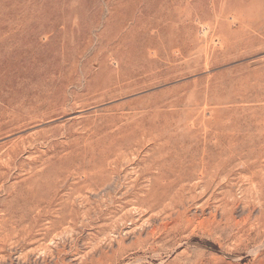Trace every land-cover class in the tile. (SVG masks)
Wrapping results in <instances>:
<instances>
[{"label":"rangeland","instance_id":"obj_1","mask_svg":"<svg viewBox=\"0 0 264 264\" xmlns=\"http://www.w3.org/2000/svg\"><path fill=\"white\" fill-rule=\"evenodd\" d=\"M0 264H264V0H0Z\"/></svg>","mask_w":264,"mask_h":264},{"label":"bare ground","instance_id":"obj_2","mask_svg":"<svg viewBox=\"0 0 264 264\" xmlns=\"http://www.w3.org/2000/svg\"><path fill=\"white\" fill-rule=\"evenodd\" d=\"M177 160H179L178 164L180 165L194 164V169L195 167H201V171H200L201 176H205L206 174L208 176H211L208 177V179L206 180V183L209 184L210 186H213L214 180L224 176L223 173L225 168L214 164L211 155H207V154H203V155L201 154L200 156H198L197 154L181 155L177 157ZM180 177H181V183L177 191V194L179 193L178 194L179 197L176 198L175 201L180 203L179 206L182 205L184 206L187 192L194 190L198 186V184L193 185V184H186L183 182L188 177L193 178V172L185 175V177H183V175H181Z\"/></svg>","mask_w":264,"mask_h":264}]
</instances>
